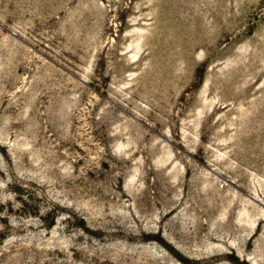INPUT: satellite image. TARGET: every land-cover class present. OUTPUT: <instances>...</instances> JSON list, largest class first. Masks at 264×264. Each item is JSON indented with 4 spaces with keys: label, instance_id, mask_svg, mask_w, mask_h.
<instances>
[{
    "label": "rangeland",
    "instance_id": "obj_1",
    "mask_svg": "<svg viewBox=\"0 0 264 264\" xmlns=\"http://www.w3.org/2000/svg\"><path fill=\"white\" fill-rule=\"evenodd\" d=\"M0 264H264V0H0Z\"/></svg>",
    "mask_w": 264,
    "mask_h": 264
}]
</instances>
